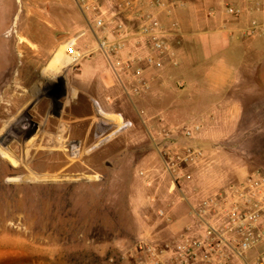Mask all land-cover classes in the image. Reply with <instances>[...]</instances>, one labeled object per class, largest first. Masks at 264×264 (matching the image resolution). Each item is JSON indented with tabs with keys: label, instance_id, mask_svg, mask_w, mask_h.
<instances>
[{
	"label": "rangeland",
	"instance_id": "rangeland-1",
	"mask_svg": "<svg viewBox=\"0 0 264 264\" xmlns=\"http://www.w3.org/2000/svg\"><path fill=\"white\" fill-rule=\"evenodd\" d=\"M42 14L27 0H0V53L13 55L0 60V264H136L148 237L140 221L160 231L182 205L189 224L209 198L264 174V117L246 111L240 123L202 125L195 138L182 123L205 113L179 86L175 109L168 92L137 100L101 87L90 100L87 89L73 91L71 62L94 54L90 31L32 45L25 31L40 28ZM188 149L206 153L204 162H186Z\"/></svg>",
	"mask_w": 264,
	"mask_h": 264
},
{
	"label": "crops",
	"instance_id": "crops-1",
	"mask_svg": "<svg viewBox=\"0 0 264 264\" xmlns=\"http://www.w3.org/2000/svg\"><path fill=\"white\" fill-rule=\"evenodd\" d=\"M80 1L27 0L31 11L47 14L41 15L40 28L33 25L28 27L25 38L32 45L46 44L53 34H56L58 41L59 37L63 39L67 35L66 31L73 33L77 31L78 36L82 29L90 31L95 49L93 51L91 49L88 54L92 52L94 54L81 56L78 62L71 60L77 72L73 77L75 81L73 91L81 93L87 89L91 94L89 99L96 100L101 98L102 88L111 94L114 91H121V88L103 55L95 52L97 38H101L103 31L95 29L91 14L84 15L86 20L84 26L76 13V11L81 13ZM95 1L99 8L107 13L112 23H123L129 30L137 28L138 22L124 8V0ZM226 3L238 9L240 13L237 18L226 14L224 9ZM55 11L60 14H55ZM144 11L151 14L163 28L169 31L168 42L177 65L166 64L161 71L144 67L143 76L148 82V88L132 99L138 100L146 96L155 100L168 92L172 94L168 106L175 109L177 106L175 88L176 86L183 88L181 91L189 98L190 107L200 108L201 113H205L204 116L193 117L182 123L194 131L195 138L204 135L205 130H202V125L214 122L240 123L241 118L246 116V111L251 117H264V33L254 36L243 35L253 20L260 24L264 32L262 11L246 0H164L161 8H145ZM43 36L46 37V41ZM107 37L111 41L117 40L115 35L108 34ZM126 45L121 56L134 50L132 42L128 41ZM0 56V60L13 58L12 54L6 52L0 53ZM58 80L62 79L58 78ZM129 82L131 80L125 78L126 85H129ZM149 120H140V123L146 126ZM257 122L264 123V120ZM158 185L161 184L158 182ZM174 203L175 201L172 202ZM157 206L158 204H155V207ZM182 207L185 206L174 207L171 223L160 231L156 225L144 226L138 218L140 227L146 232L145 236H148L140 240L151 243L156 233L159 236L166 235L164 240L179 234L187 227L189 221L188 215L182 212L184 211ZM263 253L264 241L251 250L248 256L253 258Z\"/></svg>",
	"mask_w": 264,
	"mask_h": 264
},
{
	"label": "built area",
	"instance_id": "built-area-1",
	"mask_svg": "<svg viewBox=\"0 0 264 264\" xmlns=\"http://www.w3.org/2000/svg\"><path fill=\"white\" fill-rule=\"evenodd\" d=\"M164 0H124L123 6L138 22L135 30H129L123 23H112L107 13L99 8L95 0H81L83 13L92 15L95 29L103 31L97 38L96 49L103 55L122 91L137 97L148 88L143 76L144 67L161 71L166 64L176 66L169 31L145 8L159 9ZM264 13L263 0H246ZM227 15L237 18L238 9L224 4ZM93 33V30H92ZM260 24L251 21L244 31L245 36L263 34ZM94 34V33H93ZM108 34L117 40L108 39ZM130 41L134 50L121 56ZM125 78L130 79L126 85ZM186 136L193 135L187 129ZM204 153L187 150L185 161L203 163ZM169 222V216L159 212ZM264 241V174H252L228 193L209 198L191 212V221L183 232L169 243L155 245L139 240L136 250L139 254L136 264H264V253L249 258V252Z\"/></svg>",
	"mask_w": 264,
	"mask_h": 264
},
{
	"label": "water",
	"instance_id": "water-1",
	"mask_svg": "<svg viewBox=\"0 0 264 264\" xmlns=\"http://www.w3.org/2000/svg\"><path fill=\"white\" fill-rule=\"evenodd\" d=\"M45 183H57V182L51 181V182H45Z\"/></svg>",
	"mask_w": 264,
	"mask_h": 264
},
{
	"label": "bare ground",
	"instance_id": "bare-ground-1",
	"mask_svg": "<svg viewBox=\"0 0 264 264\" xmlns=\"http://www.w3.org/2000/svg\"><path fill=\"white\" fill-rule=\"evenodd\" d=\"M22 41V40H21ZM1 57V56H0ZM1 64V63H0ZM8 75V74H7ZM12 115V114H11Z\"/></svg>",
	"mask_w": 264,
	"mask_h": 264
}]
</instances>
